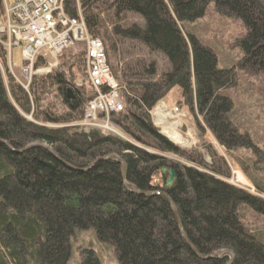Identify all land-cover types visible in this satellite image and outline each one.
I'll list each match as a JSON object with an SVG mask.
<instances>
[{"label": "trees", "instance_id": "16d2710c", "mask_svg": "<svg viewBox=\"0 0 264 264\" xmlns=\"http://www.w3.org/2000/svg\"><path fill=\"white\" fill-rule=\"evenodd\" d=\"M80 3L89 36L104 43L124 97L123 111L111 121L130 141L73 125L94 97L83 45L59 55L58 67L33 76L26 91L9 74L0 48V264H67L71 237L87 229L112 247L118 264H264V244L254 233L264 224V191L257 182L264 178V124L249 125L260 117L230 94L240 74L264 76V0ZM211 4L244 29L232 40L238 57L226 68L218 66L217 46L204 40L207 28H189ZM65 12L75 17L74 0ZM126 15L137 16L142 27L125 28ZM126 42L160 53L169 69L160 71L151 58L119 69L117 45ZM42 67L36 61L34 69ZM173 90L174 104L202 136L234 165L241 162L255 194L224 181L230 167L212 143L202 147L212 161L207 166L199 152L181 150L152 125L150 111ZM163 168L175 174L170 187ZM80 264L101 263L96 252L83 249Z\"/></svg>", "mask_w": 264, "mask_h": 264}, {"label": "built area", "instance_id": "2783aa9c", "mask_svg": "<svg viewBox=\"0 0 264 264\" xmlns=\"http://www.w3.org/2000/svg\"><path fill=\"white\" fill-rule=\"evenodd\" d=\"M68 1L0 0V48L6 54L8 69L11 70L10 66L16 69L12 63V50L21 48V58L26 65L18 70L22 76L27 75V81L25 85L18 83L26 89L36 60L46 63L47 68L34 73H46L56 66V58L62 52L84 44L86 77L95 96L86 104L78 126L86 133L94 130L126 140L111 121L112 114L123 110L124 98L107 63L103 42L89 36L80 0H74L75 17L64 14ZM150 116L153 125L161 132H174L175 128L171 126L179 122L180 111L160 104L150 112ZM174 119H177L175 123L172 122ZM230 180L236 187L248 188L242 176L234 170Z\"/></svg>", "mask_w": 264, "mask_h": 264}, {"label": "rangeland", "instance_id": "374dc122", "mask_svg": "<svg viewBox=\"0 0 264 264\" xmlns=\"http://www.w3.org/2000/svg\"><path fill=\"white\" fill-rule=\"evenodd\" d=\"M209 12L201 19L198 20L196 23L191 24L189 28L198 31L199 29L207 28L206 34L204 36V40L210 43L215 44L217 46L218 51V66L219 68H226L230 66L233 61L238 57V50H231L232 46V40L236 36L239 35L241 31H243L242 23L239 20L233 21L232 19L228 17H224L220 14H218L216 11L212 10V4L209 6ZM142 21L134 15H126L124 18L123 26L129 27L132 25L142 27ZM203 31V30H202ZM204 32V31H203ZM79 50V47H74L71 51L77 52ZM237 50V51H236ZM117 55H118V68H123L125 65H132L136 60H145L151 58L152 60H155L158 64V68L160 71H166L169 69L168 62L166 58L161 55L160 53H152L148 54V51L144 49L140 44L137 42H126L124 44H118L117 45ZM12 61L14 64H16L17 67H21L23 65L22 58H21V48H13L12 50ZM114 60L111 59L110 63L114 64ZM59 62L56 63V67L53 69H56L58 67ZM10 75L14 79L16 83H22L25 85L27 81V75L22 76L19 72V70L15 69L13 66H10ZM52 69V70H53ZM48 73H39L38 75H34V70H32L33 76H40V75H46ZM239 86L236 90L230 91V94L234 96V100L236 101V104L241 106L242 108H245L244 111L250 112L253 110L254 112L251 113L253 118L258 115L260 117V121L258 117H256L257 121L255 122L252 119L248 120L249 125H254V128H260L262 124H264V76L261 78H248L244 75H239ZM31 80V79H30ZM85 85V83L83 84ZM71 92V89H68ZM175 90H173L166 98L163 100V103H165L167 106L175 107L174 99L177 98L178 95L174 93ZM72 95V93H71ZM237 95L240 97L238 98ZM53 102L52 100H48L46 104L49 106ZM55 105L58 108V113L63 111V109H60V104L55 100ZM250 106L251 109H248ZM180 109V108H179ZM180 117L179 122L175 123L174 119L172 122L173 124L171 128H174L177 126V133L180 137V139L184 140L187 143L186 145H180L173 143L168 135H165L162 132V136H164L168 141L172 142L173 145L177 146L181 150L188 151L190 153H193L196 155V153H200L202 156V160H204L205 164L207 166H210L212 164V161L209 157V155L206 153V151L202 150V147L205 144L212 143L213 148L219 154L224 158V160L227 161L229 164V174L231 176V171L236 170L238 172L243 180L245 181L248 188H244L242 190H245L249 193L255 194L254 187L252 184L246 181L244 176L241 174L240 166L241 162H238V165H234L233 162L229 157L223 153L214 142H212L211 138L208 136H202V134L199 132L197 127L195 126L194 121L190 118L189 114L184 110L180 109ZM263 116V117H262ZM262 117V118H261ZM151 118V116H150ZM83 119V117H82ZM152 119V118H151ZM27 120L30 121V118L27 117ZM82 121V120H81ZM81 121L73 124L76 127L78 126V123ZM170 123V122H169ZM264 126V125H263ZM81 128V127H79ZM82 129V128H81ZM261 130V129H260ZM84 132V130L82 129ZM98 132V131H96ZM256 132V131H255ZM100 133V132H99ZM119 133L121 134L123 138L130 141L119 129ZM264 137V136H263ZM47 148V147H46ZM167 159H171L173 161H176L177 159L172 155H165L164 156ZM240 158L246 161V156L240 155ZM215 163L218 165L219 160L216 158ZM228 184H230L233 187H236V184L232 182L231 180H224ZM259 186L264 191V178L263 176L259 177ZM246 185L242 186L245 187ZM252 187V188H251ZM255 234L259 236L261 239V242L264 244V224L262 226H258V228L255 229ZM70 249H71V257L67 264H80V258H81V251L83 249H91L98 255V258L100 259L101 264H118L112 247L109 245H105L100 243L96 239L95 231L93 229H87V230H81V231H75L73 236L70 239ZM221 255H225L227 257H231V255L228 252H222Z\"/></svg>", "mask_w": 264, "mask_h": 264}, {"label": "bare ground", "instance_id": "6f19581e", "mask_svg": "<svg viewBox=\"0 0 264 264\" xmlns=\"http://www.w3.org/2000/svg\"><path fill=\"white\" fill-rule=\"evenodd\" d=\"M64 14L67 16V17H69L67 14H66V12L64 11ZM45 64V66H47L46 65V63H44ZM85 69H86V67H85ZM86 80H87V82H88V84L90 85V87L92 86V84H91V82L88 80V78L86 77ZM20 85V84H19ZM21 86V85H20ZM22 87V86H21ZM23 88V87H22ZM24 89V88H23ZM25 91H26V89H24ZM94 91V90H93ZM94 96H95V92H94ZM94 98V97H93ZM92 98V99H93ZM91 99V100H92ZM90 101V100H89ZM88 101V102H89ZM170 108H173V109H179L177 106H175V107H170ZM161 115H163L162 113H160ZM80 127V126H79ZM94 131V130H93ZM90 132V131H89ZM86 133V132H85ZM88 133V132H87ZM165 135H168V137L170 138V140L173 142V143H175V144H180V145H186L187 146V144H189V143H187L186 144V142L184 141V140H182V139H180V137H179V135L177 134V133H175V132H170V131H167V132H163ZM164 137V136H163ZM168 140V139H167ZM170 140H169V142H170ZM172 142H170V143H172ZM46 148V147H45ZM47 149V148H46ZM58 158V157H57ZM121 172H123V164H121Z\"/></svg>", "mask_w": 264, "mask_h": 264}, {"label": "water", "instance_id": "95a60500", "mask_svg": "<svg viewBox=\"0 0 264 264\" xmlns=\"http://www.w3.org/2000/svg\"><path fill=\"white\" fill-rule=\"evenodd\" d=\"M67 93H68V97L69 98H72V95H71V93H70V91L68 90L67 91ZM48 150V149H47ZM53 154V153H52ZM53 156L58 160V161H60L59 160V158H57V156L55 155V154H53ZM122 164V163H121ZM48 168H49V170H51V165H48ZM161 173H162V175H164V174H168V179H167V182H166V186L167 187H170L171 185H172V183H173V181H174V178H175V174H174V172L173 171H166V169H162L161 170ZM160 193H157V195H159ZM172 211H173V214L175 215V216H177V214H176V211L173 209V207H172ZM224 256V255H223ZM223 256H221V257H223Z\"/></svg>", "mask_w": 264, "mask_h": 264}]
</instances>
